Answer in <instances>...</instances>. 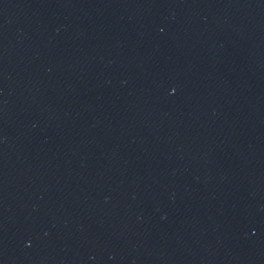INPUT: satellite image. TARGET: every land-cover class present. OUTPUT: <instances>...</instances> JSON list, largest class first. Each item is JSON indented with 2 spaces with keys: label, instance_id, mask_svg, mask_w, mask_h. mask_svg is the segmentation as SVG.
Returning a JSON list of instances; mask_svg holds the SVG:
<instances>
[{
  "label": "water",
  "instance_id": "1",
  "mask_svg": "<svg viewBox=\"0 0 264 264\" xmlns=\"http://www.w3.org/2000/svg\"><path fill=\"white\" fill-rule=\"evenodd\" d=\"M0 264H264V0H0Z\"/></svg>",
  "mask_w": 264,
  "mask_h": 264
}]
</instances>
